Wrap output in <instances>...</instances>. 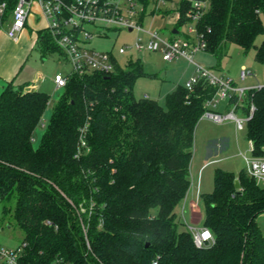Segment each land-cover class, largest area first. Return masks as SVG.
I'll return each mask as SVG.
<instances>
[{"label": "trees", "instance_id": "16d2710c", "mask_svg": "<svg viewBox=\"0 0 264 264\" xmlns=\"http://www.w3.org/2000/svg\"><path fill=\"white\" fill-rule=\"evenodd\" d=\"M146 8L154 0H139ZM19 0H0L6 10L0 32ZM172 4L176 0H166ZM197 23L207 53L219 62L229 44L255 50L264 64V0H210ZM175 30L191 21V3H177ZM172 8L152 11L163 18ZM146 14L143 13L142 19ZM171 17V16H170ZM44 55L61 50L41 31ZM262 37L258 45L257 39ZM147 74L130 58L114 72L69 75L36 146L34 136L51 96L9 83L0 95V197L13 204L15 225L25 235L30 264H264V184L244 170L217 169L215 187L202 193L204 227L214 241L197 247L178 210L190 188L195 132L217 88L205 79L193 90L180 86L166 107L138 99L134 85ZM237 96L229 103H236ZM252 118L246 138L264 156V86L247 92L240 111ZM82 134L86 146L81 145ZM240 187L236 188V182ZM5 206L4 214L12 211ZM88 227V249L83 225Z\"/></svg>", "mask_w": 264, "mask_h": 264}, {"label": "rangeland", "instance_id": "374dc122", "mask_svg": "<svg viewBox=\"0 0 264 264\" xmlns=\"http://www.w3.org/2000/svg\"><path fill=\"white\" fill-rule=\"evenodd\" d=\"M154 8L153 3L147 8L143 28L149 31H157L167 38H175L172 34L174 24L169 20V17L163 18L159 14L153 15ZM40 12L37 2L34 1L29 16L31 28L24 32L23 37V40L29 46L17 78L18 82H33L39 79L40 76L44 77L45 83L41 86L42 92H46L51 96V103L44 114L42 124L38 127L34 136L36 146L39 144L49 123L54 104L63 92L54 84V78L59 72L66 75L72 70L67 59L59 53L44 55L40 46L36 43L38 28L43 25L42 20L40 22L36 21L40 16ZM8 23L7 21L2 29H8ZM180 31L185 33L188 28H182ZM138 37L146 38V34L110 28L106 36L94 37L87 46L98 52L114 53L121 68H126L132 56L135 60L141 59L147 75L139 78L135 83V96L138 99L148 96L156 100L161 106L166 107L168 94L180 86H186L188 81L196 75V66L184 58L165 61L159 52L138 54L130 50L127 54H119L120 48L132 47ZM262 39V37L257 39L258 45L262 42ZM225 55L222 61L219 62L213 55L200 52L196 54L195 60L197 64L204 68H209L222 77L232 79L237 87L242 85L249 87L264 86V64L256 61L255 50L245 53L237 45L229 44ZM244 65L253 73L252 77H248L247 80L240 78L241 67ZM218 111L224 113L225 105L221 104ZM238 115L242 116L241 113H238ZM249 145L246 138V129L238 130L235 122L226 121L219 124L207 118L201 119L195 132L193 158L189 169L192 182L189 197L193 196L197 204L195 207L191 206V208H199L193 216V221L196 223L191 222L192 216L189 210L183 211V213L185 212V218L183 219L181 216L182 209L178 210V217L185 225L184 227L188 225L197 229L204 227L205 206L198 198V188L200 193L213 192L217 169L233 172L236 176H239L246 168V160L243 155L249 157L252 155ZM5 206L12 208V211L4 214ZM262 229L264 231V226ZM24 239V233L15 225L13 204L3 201L0 197V248H15L21 245Z\"/></svg>", "mask_w": 264, "mask_h": 264}, {"label": "built area", "instance_id": "2783aa9c", "mask_svg": "<svg viewBox=\"0 0 264 264\" xmlns=\"http://www.w3.org/2000/svg\"><path fill=\"white\" fill-rule=\"evenodd\" d=\"M34 1L37 2L48 21L47 31L61 50V56L67 59L72 68L69 74L59 73L55 76L54 82L58 89H64L67 86L71 74L83 76L95 72L103 74L114 72L120 66L115 54L98 52L87 45L94 37L106 36L110 28L123 29L129 32H143L146 34V38L138 37L132 47L120 48V55L133 50L138 54L159 52L165 61L184 58L196 66V75L186 84L189 90H193L201 79L207 80L210 85L217 88L216 95L207 101V110L201 119L207 118L219 124L233 121L238 130H244L247 122L252 118L255 110L254 105L251 106L248 115L240 111V106H242L247 92L251 89L237 87L232 79L222 77L211 69L196 63V54L207 51L204 36L198 34L197 23L209 7L210 0H186L191 3V9L187 13L191 21L183 27L188 28L185 33L174 34L175 28L173 27L172 34L175 38H167L157 31H149L143 28L144 19H142V15L147 13V8L139 0H19L12 14V22L8 31L10 38L17 39L26 28ZM154 1V9L156 10L167 8L176 10L170 15L171 17L168 16L175 26L181 18L179 6L176 4L180 0H176L172 4L166 0ZM5 10L6 4L3 3L0 5V21ZM252 75V71L247 66L241 67L240 78L242 80H246ZM260 87L262 86L257 88ZM235 96H237L238 101L230 104L229 100ZM145 97L149 98L148 96ZM221 104L226 106L224 113L218 111ZM238 113H241L242 116H239ZM83 135L81 145L84 147L86 140ZM253 151V143L250 142L252 155L250 157L243 155L246 160L245 170L258 184H264V156L256 157L253 155ZM198 198L200 199V195ZM181 216L182 219L185 218L183 210ZM82 225L88 249L91 250L88 240V227L83 222ZM187 228L192 232L197 247L206 246L214 241L212 232L206 227L197 229L188 225ZM26 246L27 244L23 242L15 248H0V264H30L25 261ZM53 264H58V262ZM60 264L69 263L60 262Z\"/></svg>", "mask_w": 264, "mask_h": 264}, {"label": "crops", "instance_id": "0c3cea01", "mask_svg": "<svg viewBox=\"0 0 264 264\" xmlns=\"http://www.w3.org/2000/svg\"><path fill=\"white\" fill-rule=\"evenodd\" d=\"M39 9H40V7H39ZM40 11H41L40 16L37 18L36 21L40 22V20H42L43 25L40 28H38V34H37V39H36V43L38 45H39V41H40V35H39L40 33L39 32L47 31V27H48V21L45 18L41 9H40ZM8 22H9L8 23L9 28L8 29H2L0 32V95L9 83H12L17 88H23L25 91H42L41 86H43L45 83L44 77L40 76L39 79H37L33 82H18L17 81L18 74H19V72L22 68V64L26 58L27 47L29 46V44H26V42L23 40L24 32L27 31L29 28H31L30 24H29V18L27 21L26 28L22 31V33L19 34V37L17 39L10 38L8 35V31L10 29V25L12 22V17L10 18V20ZM54 84H55V82H54ZM259 86L260 85L249 87V86H243L242 85L240 87L248 88V89H254V88H257ZM225 110H226V106H225ZM249 144H250V142H249ZM249 148H250V145H249ZM191 187H192V184H191ZM190 190H191V188H190ZM190 190H189V192H190ZM189 192H188L185 200L182 202L181 206L179 207V210H180V208L181 209L183 208L182 209L183 211L189 210L190 214L192 216L191 222L196 223L193 221V216H194V213L198 211L199 207L195 208V209L191 208V206H193V207L196 206L195 205L196 202L193 199V196L189 197V194H190ZM201 194H202V192L200 193V189L198 188V195H201ZM184 214H185V212H184ZM200 219H201V216H200ZM258 222H259L261 228H263V226H264V213L258 217Z\"/></svg>", "mask_w": 264, "mask_h": 264}, {"label": "water", "instance_id": "95a60500", "mask_svg": "<svg viewBox=\"0 0 264 264\" xmlns=\"http://www.w3.org/2000/svg\"><path fill=\"white\" fill-rule=\"evenodd\" d=\"M26 1H30V0H26ZM174 34H178V30H174V32H173ZM240 187V184H239V182L237 181L236 182V188H239Z\"/></svg>", "mask_w": 264, "mask_h": 264}]
</instances>
